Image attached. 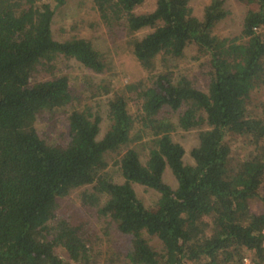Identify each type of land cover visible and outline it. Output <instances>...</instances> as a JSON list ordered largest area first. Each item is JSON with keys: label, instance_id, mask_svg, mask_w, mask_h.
<instances>
[{"label": "trees", "instance_id": "16d2710c", "mask_svg": "<svg viewBox=\"0 0 264 264\" xmlns=\"http://www.w3.org/2000/svg\"><path fill=\"white\" fill-rule=\"evenodd\" d=\"M147 1L92 3L110 32L150 30L128 42L146 72L194 46L207 58V91L170 73L150 86L128 84L113 91L99 138L101 118L79 108L68 77L57 75L61 59L96 74L107 64L84 38L54 39L66 0H0V264H95L90 218L124 241L106 264L264 263V208L250 205L264 207V104L251 107L264 89V0H238L241 33L221 42L225 0H210L201 17L191 0H152L150 12L134 13ZM46 116L56 120L49 132L37 127ZM177 130L198 131L192 165L172 139ZM134 184L154 190L157 204L145 207ZM75 192L86 216L63 206Z\"/></svg>", "mask_w": 264, "mask_h": 264}, {"label": "rangeland", "instance_id": "374dc122", "mask_svg": "<svg viewBox=\"0 0 264 264\" xmlns=\"http://www.w3.org/2000/svg\"><path fill=\"white\" fill-rule=\"evenodd\" d=\"M209 1L191 0L190 5L193 15L201 17L204 7ZM153 7L154 1L149 0L137 7L134 13H147ZM225 8L229 14L215 29L216 36L220 42L240 35L242 20L246 12L245 6L241 5L238 0H225ZM52 32L54 39L58 41L77 36L92 42L102 52V58L107 62L101 74H96L84 68L74 60L61 59L57 63V75L68 77L72 94L79 99V108H88L93 114H98L101 118L99 138H102L110 127V121L107 117V104L112 98L113 91L122 89L128 84L141 82L146 86H150L158 75L162 73L168 75L170 73L173 74L174 78L180 75H187L199 90L207 91V58L199 53L194 46L187 47L184 50L183 57L175 62H170L169 68L164 69L162 67L164 63L159 61L151 72H146L132 57V45L128 44V42L133 38H142L150 30L144 29L132 35L128 34L125 28L118 27L111 29L110 32L96 11L92 0H66L65 5L55 13ZM107 89L110 91L109 93H105ZM251 96V107L259 109L264 104V89L253 92ZM138 109L139 105L136 102L129 105V110L132 114H135ZM55 123L56 120L54 118L46 116L38 121L37 127L49 132ZM172 139L184 149V164L192 165L193 160L190 157V152L198 145V131L177 130L172 133ZM141 160L143 162L146 160L144 153L141 154ZM110 170L114 179L117 182H122L116 175V167ZM164 181L171 187L176 186V182L169 170L165 171ZM133 189L145 207L152 208L157 204L159 195L154 190L135 184ZM250 205L253 212H259L264 208L258 200H252ZM63 206L66 208L71 207L74 213L86 216V210L80 209L78 192L64 200ZM89 220L96 233L99 234V240L94 249L96 255L95 264H106L109 262L108 259L111 258L112 253L116 252L115 248L117 245H120V251L124 249V241L117 238L112 232L110 236L104 235L103 231L106 226L103 221L100 222L96 218H90ZM153 242L155 241L153 240ZM122 259L123 257L121 256L120 261Z\"/></svg>", "mask_w": 264, "mask_h": 264}, {"label": "built area", "instance_id": "2783aa9c", "mask_svg": "<svg viewBox=\"0 0 264 264\" xmlns=\"http://www.w3.org/2000/svg\"><path fill=\"white\" fill-rule=\"evenodd\" d=\"M263 236H264V230H263ZM263 246H264V241H263ZM240 264H255L253 259L251 257L245 256L242 258ZM264 264V263H263Z\"/></svg>", "mask_w": 264, "mask_h": 264}]
</instances>
